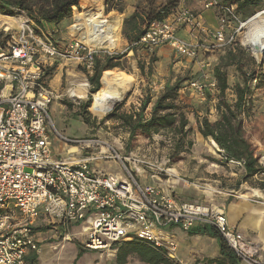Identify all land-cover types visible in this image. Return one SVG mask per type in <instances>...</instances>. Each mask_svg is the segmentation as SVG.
I'll use <instances>...</instances> for the list:
<instances>
[{
  "label": "built area",
  "instance_id": "2783aa9c",
  "mask_svg": "<svg viewBox=\"0 0 264 264\" xmlns=\"http://www.w3.org/2000/svg\"><path fill=\"white\" fill-rule=\"evenodd\" d=\"M182 2L166 18L150 23L134 45L147 53L170 48L194 60L200 50L198 38L210 36L220 47L232 41V37L225 38V29L237 21L235 6L198 0L202 11L219 14L217 29L211 31L202 16ZM87 10L103 16L102 0L92 2ZM76 17L67 38L56 31L45 35L28 18L16 21L14 33L2 25L8 37L0 45V264H29L26 258L39 248L35 240L38 222L46 228H60L65 242L71 241V226L80 228L84 251L114 253L115 244L140 239L165 249L171 259L176 244L163 236V230L176 226L188 233L206 226L219 234L240 263L264 264L260 246L228 223L223 205L180 202L161 189V177L171 176L163 166L122 157L100 140H68L57 133V139L75 152H69L73 154L69 159L53 156L48 131L55 130L48 108L65 96H77L72 89L65 94L53 89L48 70L74 63L82 68L86 86L85 76L92 74L100 50L111 56L115 46V37L111 42L101 41L96 26L89 29L82 19L75 22ZM89 36H95V41ZM187 89L202 96L207 90L216 92V83L212 77L207 84L193 80ZM74 153L83 155L77 158ZM102 161L115 162L125 176L92 168ZM258 165L264 167V154ZM141 177L146 183H140Z\"/></svg>",
  "mask_w": 264,
  "mask_h": 264
},
{
  "label": "rangeland",
  "instance_id": "374dc122",
  "mask_svg": "<svg viewBox=\"0 0 264 264\" xmlns=\"http://www.w3.org/2000/svg\"><path fill=\"white\" fill-rule=\"evenodd\" d=\"M169 1L122 0L118 5L122 8V13H119L115 10L108 12V7L105 5V1L102 0L103 16L107 18L110 25H119L118 36H115L116 43L111 50V56L124 54L120 61L121 67L111 71L108 77L116 73L129 81L131 85L121 100L110 110L100 111L92 105V114L88 112L89 115H85L88 120V125H86L85 118L81 115L80 105L88 100L90 89L87 81L88 76H85L87 85L77 91V86L85 83L81 67L74 63L52 67L49 71L51 73L48 75L50 86L58 93L63 94L72 89L75 91L77 98L70 99L65 96L49 106L48 113L55 130V132L52 129L48 131L51 149L57 157L62 159L73 157L66 153L71 145L57 139L56 133L68 140H100L113 147L122 157L150 161L169 170L171 176L164 175L161 180H174L180 186H187L186 188H189L190 192H193V186L197 187L199 191L196 193L198 201H204L210 193L216 195L225 191H232L235 194L238 193V195H247L252 191L262 190L264 189V167H262V173L245 181L243 179V168L237 167L235 164L233 165L236 167L232 166V163L225 164L217 146H213L210 139H203L197 131V119L206 117L210 122H214L218 118L219 114L216 110L217 92L207 90L202 96H199L188 90L187 84L193 80L207 84L210 77H212V69L219 63L220 58L224 57L228 50H233L236 54V50H240L236 63L232 62L225 69L229 86L225 98L229 104L232 103L234 100L232 89L238 84L243 86V77L237 66L242 68V72L246 76L251 73L254 74L255 79L247 83L249 92L246 100L249 103L246 108H248V111L240 117V120L244 132L249 135L253 142L259 145V155L261 156L264 154V57L257 61L242 46L246 31L242 24L246 21L237 16V21L231 22L225 29V38L232 37V41L226 46L220 47L216 45L215 40L210 36L200 37L197 40L200 47L199 54L194 60L180 57L170 48L165 47L159 48L153 53H147L136 45H133L134 47L129 45L124 40L122 26L125 19L137 14L143 22H146L147 16L158 13ZM92 2H95V0H90L84 5L88 7ZM182 3L197 14L202 15V12H206L204 16L209 14V21L207 20V22L210 27L208 28L211 31L217 29V18L219 16L217 11H202L198 0H183ZM82 8L80 2L78 8L72 9L71 16L68 19L63 20L58 25L44 24L40 28L41 31L45 35L56 31L60 37L67 38V29L73 23L74 17L81 13ZM263 9L264 7L255 13ZM19 18H27V16L19 13L13 16L0 14V33L2 34L0 45L6 36L1 31L2 25L7 24V27L10 28L9 34L14 33L16 21ZM79 19L80 15L76 17L75 22ZM145 26L146 23H143L142 28ZM181 35H183V32H181ZM6 41L7 39L3 42ZM130 48L132 51H128ZM106 56L108 55L102 49L98 54V59L103 60ZM175 82H180L178 106L188 119L190 130L183 149L177 151L174 148V143L177 141L176 137L167 131H161L149 137L137 136L132 142L130 150L126 151L125 147L128 144L126 129L119 122H102V120L117 105H120V113H136L140 103L149 98L150 104L144 112V116L148 118L151 107L156 98L162 93L165 84H174ZM78 92L80 93L78 94ZM103 115L105 116L102 118ZM78 150L81 152L80 149ZM97 165L98 169L106 174L125 176L119 165L113 161H102ZM170 171H173V173ZM140 183H142L141 180ZM51 227L46 231H49ZM43 229L45 228L36 231L45 232ZM59 230L58 228L57 231ZM60 234L61 236L64 235L62 232ZM68 235L71 240L69 242L63 241L62 237L57 235L54 239L56 243L53 244L55 247L48 253H40L38 264H115V252L104 254L82 249L83 237L80 228L71 226ZM177 247L179 254L186 255L184 242L179 241ZM78 249L84 251L80 257L78 256Z\"/></svg>",
  "mask_w": 264,
  "mask_h": 264
},
{
  "label": "trees",
  "instance_id": "16d2710c",
  "mask_svg": "<svg viewBox=\"0 0 264 264\" xmlns=\"http://www.w3.org/2000/svg\"><path fill=\"white\" fill-rule=\"evenodd\" d=\"M88 1L90 0H0V14L4 16H13L18 13L24 14L35 27L40 29L44 24L58 25L63 20L68 19L71 16L72 9L78 8L80 2L81 8L83 7L82 11H88L84 5ZM104 1L108 7V12L115 10L122 13V8L118 6L122 0ZM179 2L180 0H170L158 13L147 16L146 22H143L137 14L131 15L123 22L122 37L129 45L133 46L150 23L166 18L177 7ZM220 2L224 5L235 6V15L243 21H247L252 16L264 11L263 9L255 13L264 7V0H220ZM143 23H146L144 28H142ZM1 37L2 34L0 33ZM7 37L3 38L1 46L4 45L3 41ZM128 51H132V49L130 48ZM236 52L237 54L233 50H228L226 55L220 58L219 63L212 69L211 75L216 83L218 97L216 106L219 114L218 118L214 122H210L206 117H203L197 119L196 124L200 136L203 139H210L217 146L225 164L234 162L241 165V168L244 170L243 179L246 181L262 173L263 169L258 165L260 147L244 132L240 120V117L248 111V108H246V105L249 103L246 100L249 92L247 83L255 79L254 74L251 73L246 76L242 72V68L237 66L239 73L243 77V86L238 84L232 89L234 96L232 103L229 104L225 98V94L229 89L225 69L232 62L236 63L235 61L240 50H236ZM123 57L124 54L106 56L103 60L95 59L93 72L87 78L88 84L90 85L88 100L80 105L81 115L85 118L84 122L86 125H88V120L85 115L88 116V112L92 114V95L103 87L111 71L121 67L122 64L120 61ZM49 71L47 75L51 73ZM180 89V82L165 84L162 93L154 101L148 118L144 116V112L150 104L149 98L140 103L138 112L136 113H120V105L115 106L108 115L106 114L107 116L102 122H119L126 129L128 133V144L125 147L126 151L130 150L131 144L137 136L149 137L161 131H167L176 137L177 141L174 143V148L179 151L183 149L190 131L188 128V119L178 106ZM48 229L45 228L43 230L46 231ZM189 235H206L217 239L220 258L205 260V264L239 263L238 258L212 228L206 226L197 227L191 230ZM113 250H115L116 254L115 264H126L131 259L143 264H177L168 256L165 249L156 247L154 244L140 239L122 241L115 244ZM83 253L84 251L78 249L79 257ZM36 259L37 255L33 253L26 258V261L29 264H34Z\"/></svg>",
  "mask_w": 264,
  "mask_h": 264
},
{
  "label": "crops",
  "instance_id": "0c3cea01",
  "mask_svg": "<svg viewBox=\"0 0 264 264\" xmlns=\"http://www.w3.org/2000/svg\"><path fill=\"white\" fill-rule=\"evenodd\" d=\"M206 12H202L203 23L206 27H210L207 20L209 21V14L204 16ZM184 35V34H183ZM182 35V36H183ZM73 149V148H72ZM72 149L66 151L69 154L72 153ZM75 152V150L73 151ZM53 156H56L52 151ZM75 154V157L80 158L83 154ZM73 155V154H72ZM57 157V156H56ZM232 166H235L231 164ZM97 164H92V168H96ZM237 166V165H236ZM235 166V167H236ZM241 167V166H237ZM140 180L142 184L146 183L144 177ZM158 186L165 192L170 193L177 201L189 202L202 205H223L224 212L228 223L233 226L239 233H241L246 239H249L260 246V259L264 261V189L257 190L258 195L248 193L243 194L247 196L245 199L240 198L242 195L234 192H223L222 194L211 193L206 196L204 201H198L196 193L199 191L197 187L193 186V192H190L187 186H180L174 180H160ZM253 192V191H252ZM201 193V192H200ZM249 196V197H248ZM196 198V199H195ZM196 226L192 230L196 229ZM43 225L38 222L35 230H40ZM46 228V227H44ZM60 229V228H59ZM51 228L49 231H36L35 240L38 243V252L36 253L37 259L34 264H38V257L40 253H48L56 242L54 239L57 235L61 236V229ZM164 237L172 238L176 244L175 253L172 259L177 264H205V260L219 259V244L217 239L206 235H189L188 233L182 232L178 227L172 226L161 232ZM179 241L185 243L186 255H181L178 252L177 244ZM171 258V257H170ZM71 264V263H70ZM126 264H143L136 260H129ZM245 264V263H238Z\"/></svg>",
  "mask_w": 264,
  "mask_h": 264
},
{
  "label": "bare ground",
  "instance_id": "6f19581e",
  "mask_svg": "<svg viewBox=\"0 0 264 264\" xmlns=\"http://www.w3.org/2000/svg\"><path fill=\"white\" fill-rule=\"evenodd\" d=\"M81 19L82 23H84L87 28L94 30L96 26V31L100 30V39L103 42H111V39H113L115 36H118L119 25L116 24L117 26L113 27L108 24L107 18L102 16L101 12H98L96 15H92L89 13V11H85L80 14L79 20ZM242 27L246 29L242 46L245 48V50L247 49V51H249L253 58H255L257 61L261 60L264 57V11L253 16L247 20V22H244ZM101 28L104 30L102 31ZM95 36H97V34ZM95 36H89L90 41H95ZM130 85L131 83L129 81L122 78L118 74L108 77L105 80L103 87L92 95L93 106L100 111L110 110L121 100L125 92L129 89ZM83 87H85L84 84L78 85L77 91H80V88ZM79 93L80 92H78V94ZM211 143L213 146H215L213 142ZM73 151L74 149H72V152ZM170 172L173 173V171ZM252 194L258 195V192L253 191ZM246 197L247 196L242 195L240 198L245 199Z\"/></svg>",
  "mask_w": 264,
  "mask_h": 264
},
{
  "label": "water",
  "instance_id": "95a60500",
  "mask_svg": "<svg viewBox=\"0 0 264 264\" xmlns=\"http://www.w3.org/2000/svg\"><path fill=\"white\" fill-rule=\"evenodd\" d=\"M252 17H253V16H252ZM252 17H251V18H252ZM248 20H249V19H248ZM246 22H247V21H246Z\"/></svg>",
  "mask_w": 264,
  "mask_h": 264
}]
</instances>
